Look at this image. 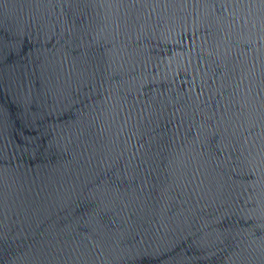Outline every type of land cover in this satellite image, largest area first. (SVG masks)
<instances>
[{"label": "water", "instance_id": "95a60500", "mask_svg": "<svg viewBox=\"0 0 264 264\" xmlns=\"http://www.w3.org/2000/svg\"><path fill=\"white\" fill-rule=\"evenodd\" d=\"M0 264H264V0H0Z\"/></svg>", "mask_w": 264, "mask_h": 264}]
</instances>
